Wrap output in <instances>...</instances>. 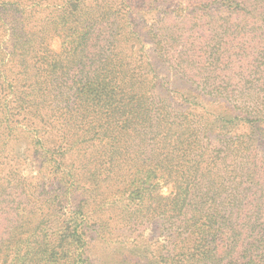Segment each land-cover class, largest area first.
I'll return each instance as SVG.
<instances>
[{
    "label": "trees",
    "instance_id": "1",
    "mask_svg": "<svg viewBox=\"0 0 264 264\" xmlns=\"http://www.w3.org/2000/svg\"><path fill=\"white\" fill-rule=\"evenodd\" d=\"M0 264H264V0H0Z\"/></svg>",
    "mask_w": 264,
    "mask_h": 264
},
{
    "label": "rangeland",
    "instance_id": "2",
    "mask_svg": "<svg viewBox=\"0 0 264 264\" xmlns=\"http://www.w3.org/2000/svg\"><path fill=\"white\" fill-rule=\"evenodd\" d=\"M50 45H51V48L55 52H59L61 50V46H62L61 38L58 37V36L53 37L51 39ZM160 71H161V73L163 75L166 73V70L164 68L160 69ZM34 166H35V162H32L31 160H28L25 172L28 173V174L31 173L32 175H37V169ZM170 192H171V186L167 185V186L162 188V193L168 194ZM123 232H125L126 235L128 236V238L125 240V241H128V242H133V236L138 234V232H135V231H132V230H128V229L123 230ZM158 234H159V231L156 229L155 225H153V224L150 225L149 228L144 230L142 238H144L146 240V242H148V241L149 242L147 243V245L143 244V246L140 249V252H139V250H138V252L140 254H143L144 253L143 251H145L144 247H148L147 250L151 251L152 255H154L155 254L154 247L156 246V242L155 241H156V239L158 237ZM129 236H131V238ZM88 239H89L90 245L93 247V253L94 254H97V255L100 256L102 254L104 255V254L107 253V252H103L104 247L101 245V243H99L97 241V239H95V233H93V232L89 233Z\"/></svg>",
    "mask_w": 264,
    "mask_h": 264
}]
</instances>
